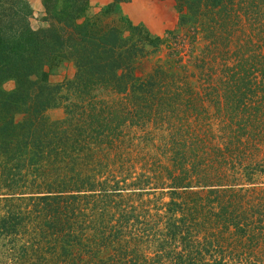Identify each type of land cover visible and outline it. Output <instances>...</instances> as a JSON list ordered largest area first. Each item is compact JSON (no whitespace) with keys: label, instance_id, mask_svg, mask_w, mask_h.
Segmentation results:
<instances>
[{"label":"trees","instance_id":"trees-1","mask_svg":"<svg viewBox=\"0 0 264 264\" xmlns=\"http://www.w3.org/2000/svg\"><path fill=\"white\" fill-rule=\"evenodd\" d=\"M42 2L0 0V264H264V0H178L147 72L167 38Z\"/></svg>","mask_w":264,"mask_h":264},{"label":"rangeland","instance_id":"rangeland-1","mask_svg":"<svg viewBox=\"0 0 264 264\" xmlns=\"http://www.w3.org/2000/svg\"><path fill=\"white\" fill-rule=\"evenodd\" d=\"M33 10L31 24L34 28L43 26L41 22L45 9L43 0H27ZM111 5V3H110ZM108 6L102 8H94L90 5L87 15L90 17L99 16L102 22L115 25L124 34H128V26H136L142 31L148 33L150 37L167 38L165 43L160 47L158 53L149 55L142 61V71L147 72L156 63L165 59L169 46L171 49L176 46L180 50L182 59H186L190 53L191 45L193 49H198L201 45L199 36L191 30L178 25V0H129L127 2L112 4L108 10ZM108 12H107V11ZM174 32L173 39L168 38L166 32ZM194 39L195 43L192 42ZM48 72V81L51 84H59L67 79H71L75 69L71 62L61 61L57 65L46 69ZM14 83L9 81L5 83L4 88L11 90ZM49 119H60L63 117L62 108H51L46 112ZM19 117V116H17Z\"/></svg>","mask_w":264,"mask_h":264},{"label":"crops","instance_id":"crops-1","mask_svg":"<svg viewBox=\"0 0 264 264\" xmlns=\"http://www.w3.org/2000/svg\"><path fill=\"white\" fill-rule=\"evenodd\" d=\"M112 0H90V5L94 8H102L110 4Z\"/></svg>","mask_w":264,"mask_h":264}]
</instances>
